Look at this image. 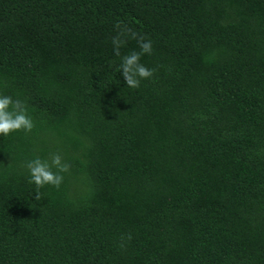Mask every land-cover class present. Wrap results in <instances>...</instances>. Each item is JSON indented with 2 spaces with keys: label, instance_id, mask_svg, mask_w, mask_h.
Wrapping results in <instances>:
<instances>
[{
  "label": "trees",
  "instance_id": "trees-1",
  "mask_svg": "<svg viewBox=\"0 0 264 264\" xmlns=\"http://www.w3.org/2000/svg\"><path fill=\"white\" fill-rule=\"evenodd\" d=\"M0 94V264H264V0H0Z\"/></svg>",
  "mask_w": 264,
  "mask_h": 264
},
{
  "label": "clouds",
  "instance_id": "clouds-1",
  "mask_svg": "<svg viewBox=\"0 0 264 264\" xmlns=\"http://www.w3.org/2000/svg\"><path fill=\"white\" fill-rule=\"evenodd\" d=\"M124 41L119 38L112 40L113 50L120 56V48ZM140 52H132L123 56L118 71L125 85L130 89H136L141 80L151 79L154 70L148 69L140 63L141 55L151 54V41L140 42ZM34 123L29 115L26 104L11 96L0 94V137L7 138L17 132L30 133ZM28 182L35 186V198L40 199V189L52 186L59 189L64 182V174L69 171V165L64 162L60 154H53L49 160L36 157L26 164Z\"/></svg>",
  "mask_w": 264,
  "mask_h": 264
}]
</instances>
